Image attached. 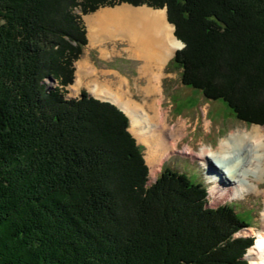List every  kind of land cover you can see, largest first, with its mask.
<instances>
[{
	"label": "trees",
	"instance_id": "1",
	"mask_svg": "<svg viewBox=\"0 0 264 264\" xmlns=\"http://www.w3.org/2000/svg\"><path fill=\"white\" fill-rule=\"evenodd\" d=\"M0 0V264H247L248 223L169 169L148 185L126 114L82 91L87 45L71 9H167L185 44L166 69L264 126V0ZM80 20V19H79Z\"/></svg>",
	"mask_w": 264,
	"mask_h": 264
},
{
	"label": "rangeland",
	"instance_id": "2",
	"mask_svg": "<svg viewBox=\"0 0 264 264\" xmlns=\"http://www.w3.org/2000/svg\"><path fill=\"white\" fill-rule=\"evenodd\" d=\"M78 3L80 4L79 0ZM123 6L130 5L121 4L114 8L102 7L97 12L90 15L82 14L79 5L71 9V13L76 17V21L78 20V23L84 27L88 43L83 48L82 54L80 58H78L79 60L74 64V84L63 87L60 86V81H57L53 78L45 79L43 81V85L47 94L57 89L65 95L67 100H74L79 98L82 91H86L89 96L93 98L95 95L92 93V90L90 89L91 87L88 86H94L97 90H105L108 93L119 96L123 101H130L137 106L140 105L141 107H144L145 109H148L149 104H151L152 101H155L154 96L152 95L149 97L147 93L149 78L146 81L141 78L138 79L136 73V61L128 56V53L132 54L126 50L127 48H132V44L129 40L124 37L116 38L118 35L107 33L108 37L104 40L100 42H93L91 40L92 42L90 44L86 18L93 19L101 12L104 13V11L109 10L116 11L117 9L123 8ZM144 6L139 7L141 8ZM146 8L153 9L148 6H146ZM158 10H164L167 12L166 8ZM169 23L170 22H168V24ZM172 26L174 27V25ZM111 29L113 28H110V30ZM178 41L180 43V47L181 43L185 47L183 42L180 40ZM184 47L177 49L174 55L177 51L184 49ZM81 60L88 61L91 71L95 70L98 76L96 78L90 79L88 75L86 78H84L85 83L82 84L80 82V88L78 89L77 86L79 82H76V78L78 77L77 67ZM180 76L179 70L172 68L165 69L163 76L160 78L161 91L157 99L162 100L163 102V110L168 113L167 116L169 124L171 126H175L177 123H179V121H185L183 123L184 127L185 124H187V131H184L185 137L183 136L178 140L177 152L166 155L167 157L160 166L159 172L156 174V176H154L152 173L153 165H150L147 161L146 144L141 140H138V138L135 136V133L138 132V130L133 127L127 114L122 111L126 114V117L129 120L128 132L136 140L138 146L141 147V155L143 156L145 164L149 170L148 185L153 184L165 169L184 174L190 179V181L204 185V187L207 189L208 207L217 208L223 205H229L234 209L236 214L241 216L248 223L247 228L241 229L234 234V238L252 239L253 246L247 250L243 257V260L249 264L247 256L250 250L256 246L258 241L257 239H259L263 228L264 194L252 191L244 193V195L230 196L225 199L220 198L219 195H213V184L209 182L206 169L204 166H202L198 158L195 159L191 157L184 151V149L186 147L191 148L197 153V155H199L202 150L216 151L220 142L224 139H227L231 133H248L252 132V130L257 127L264 130V126L255 124L249 125L238 121L223 101L206 100L200 91L183 86L180 82ZM110 96L114 99V96ZM112 105L117 108L119 106L118 103H113ZM178 128L179 126L176 127L175 130ZM209 155L212 154L209 153ZM259 188L264 190V182L259 186Z\"/></svg>",
	"mask_w": 264,
	"mask_h": 264
},
{
	"label": "bare ground",
	"instance_id": "3",
	"mask_svg": "<svg viewBox=\"0 0 264 264\" xmlns=\"http://www.w3.org/2000/svg\"><path fill=\"white\" fill-rule=\"evenodd\" d=\"M129 12L132 15H129ZM166 16L164 10H153L146 6L141 8L123 6L116 11L101 12L93 19H88L90 44L92 41L104 40L108 37L107 33H113L118 35L116 38L124 37L139 49L146 48L148 52L152 51L153 58L157 57L163 62L180 49V43L174 35V27L168 24ZM144 34L150 37L147 35L144 37ZM88 75L90 79L98 76L95 70L91 71L88 61L81 60L77 67L78 89L80 82L85 83L84 78ZM160 80L156 76L148 79V96L153 95L155 99L149 104L148 109L127 100L123 101L119 96L105 90L100 91L94 86H88L91 87L95 98L118 103L117 106L127 114L133 127L138 130L135 136L147 146V161L153 165L154 176L159 172L166 155L177 152L178 140L185 135L184 131H187V124L184 127L183 123L185 121H179L175 126L169 124L168 113L163 110V102L157 99L161 91ZM110 95L114 96V99ZM178 126L179 128L175 130ZM184 151L191 157L198 158L206 169L209 182L213 184V195L225 199L252 191L264 194V190L259 188L264 182L263 129L257 127L248 133H231L227 139L220 142L216 151L202 150L199 155L188 147ZM257 240L256 246L247 256L249 264H264V212L263 228Z\"/></svg>",
	"mask_w": 264,
	"mask_h": 264
},
{
	"label": "crops",
	"instance_id": "4",
	"mask_svg": "<svg viewBox=\"0 0 264 264\" xmlns=\"http://www.w3.org/2000/svg\"><path fill=\"white\" fill-rule=\"evenodd\" d=\"M129 15H132V13L129 12ZM88 19L89 18H86L87 26H88ZM146 35L148 38L150 37L148 36V34H144V37H146ZM150 41L152 42V40ZM131 47L132 48L128 49V52L132 54L128 53V56L136 61V65H137L136 73H137L138 79L141 78L146 81L148 78H151L153 76L154 77L156 76L158 78H161L163 76L166 66L168 65L169 61L172 59L173 56L172 57L169 56L168 58H166L165 61L162 62L161 59H158L157 57L153 58L152 51L148 52L146 48L139 49L135 44H132Z\"/></svg>",
	"mask_w": 264,
	"mask_h": 264
},
{
	"label": "water",
	"instance_id": "5",
	"mask_svg": "<svg viewBox=\"0 0 264 264\" xmlns=\"http://www.w3.org/2000/svg\"><path fill=\"white\" fill-rule=\"evenodd\" d=\"M184 47V45L181 43V47L180 48H183ZM93 98H95V97H93ZM95 99H97V98H95ZM99 100V99H98ZM102 102H109V103H111V104H113L112 102H110V101H103V100H101ZM121 111H123L120 107H118Z\"/></svg>",
	"mask_w": 264,
	"mask_h": 264
}]
</instances>
